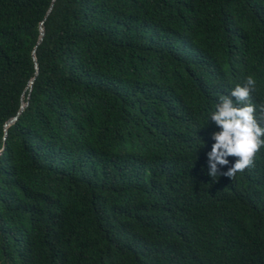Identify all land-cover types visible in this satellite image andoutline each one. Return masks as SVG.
<instances>
[{"label": "trees", "instance_id": "trees-1", "mask_svg": "<svg viewBox=\"0 0 264 264\" xmlns=\"http://www.w3.org/2000/svg\"><path fill=\"white\" fill-rule=\"evenodd\" d=\"M0 149V264H264V0H0Z\"/></svg>", "mask_w": 264, "mask_h": 264}, {"label": "water", "instance_id": "water-1", "mask_svg": "<svg viewBox=\"0 0 264 264\" xmlns=\"http://www.w3.org/2000/svg\"><path fill=\"white\" fill-rule=\"evenodd\" d=\"M52 2H54V0H52ZM52 6H53V4L50 5V7H49V9L47 11V14L51 11ZM38 31H39V33H38V39H37V43L36 44H39L41 42L43 36H44V29L42 27V22H40V25L38 27ZM32 59H33V62H34V68L36 70L35 75H36L37 74V70H38V66H37V63H36V60H35V57H34V49L32 51ZM34 79H35V76L32 77L29 80V82H28V86L27 87H28L29 91L31 90V86H32V83H33ZM26 106H27V102L22 101L17 114L14 117H12V118H10L9 120L6 121V123L4 124V136L7 135V130H6L7 126L11 125L16 120V117L22 112V110ZM1 151H2V149H0V153H1Z\"/></svg>", "mask_w": 264, "mask_h": 264}]
</instances>
